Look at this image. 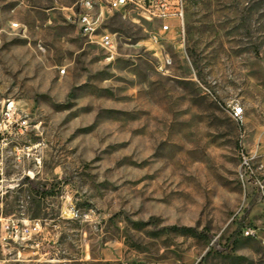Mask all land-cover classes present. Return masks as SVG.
<instances>
[{"label":"rangeland","instance_id":"374dc122","mask_svg":"<svg viewBox=\"0 0 264 264\" xmlns=\"http://www.w3.org/2000/svg\"><path fill=\"white\" fill-rule=\"evenodd\" d=\"M81 1L0 0V264H264V0H185L157 42L105 12L113 58Z\"/></svg>","mask_w":264,"mask_h":264},{"label":"built area","instance_id":"2783aa9c","mask_svg":"<svg viewBox=\"0 0 264 264\" xmlns=\"http://www.w3.org/2000/svg\"><path fill=\"white\" fill-rule=\"evenodd\" d=\"M133 11L140 14L145 20L157 23V27L152 33V38L156 42L165 40L173 30L183 33L185 0H82L79 11L74 15V20L85 36L94 39V42L113 58L114 35L106 32L96 33L99 21L102 20L105 12L126 13ZM12 104V102L7 103L3 120H10ZM242 116L243 108L238 105L233 106L231 117L234 120H239ZM2 175L3 167L0 159V180ZM1 227L9 238L26 243L31 241L33 236L39 234L41 228L39 222H34L31 225L22 223L19 226L14 221H5Z\"/></svg>","mask_w":264,"mask_h":264}]
</instances>
